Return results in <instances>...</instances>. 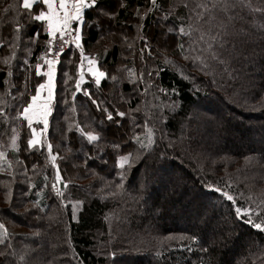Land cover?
Returning <instances> with one entry per match:
<instances>
[{
	"label": "trees",
	"instance_id": "obj_1",
	"mask_svg": "<svg viewBox=\"0 0 264 264\" xmlns=\"http://www.w3.org/2000/svg\"><path fill=\"white\" fill-rule=\"evenodd\" d=\"M1 1L0 15L5 7L12 9L0 19V39L6 41L0 47V162L9 163V173L0 172V264H257L264 255V231L247 223V217H237L235 207L248 209L257 222L264 219V31L246 29L251 34L228 64L213 66L186 59L176 35L177 43L166 41L163 48L183 61L177 70L171 64L175 60L157 49L161 31L156 23L159 16L169 17L164 27L176 29L187 13L185 0H156V8L152 0H98L95 9L85 11L81 48L73 46L65 55L63 70L76 78L75 84L83 51L99 70L119 67L131 73H122L121 80L128 81L122 88H108L105 79L98 88L82 82V89L99 96L101 109L112 112L110 121L83 94L73 99L76 88H63L59 70L49 118L50 139L61 156L59 172L67 183L59 189L46 151L35 147L29 152L31 129L16 118L36 86L46 83V77L35 74V64L47 68L37 58L45 55L49 37L41 34L33 42L41 29L32 19L35 9H24L23 0ZM255 3L260 6L259 0ZM124 32L132 50L120 38ZM142 38L151 48L143 58ZM88 69L85 60L81 71L89 75ZM141 73L149 82H136L132 74ZM121 94L129 96V111L114 129ZM145 95L151 100L143 110L153 117L142 127L144 117L137 109ZM168 99L176 107L164 112ZM153 101L159 102L157 114L151 111ZM73 108L78 121L71 125ZM134 118L136 124L129 122ZM77 124L92 125L99 139L89 143L80 137ZM197 124L204 125L202 133L195 131ZM128 131L131 152L121 167L120 132ZM138 141L149 147L142 149ZM206 157L221 159L224 166ZM204 160L212 166L203 169Z\"/></svg>",
	"mask_w": 264,
	"mask_h": 264
},
{
	"label": "snow or ice",
	"instance_id": "obj_2",
	"mask_svg": "<svg viewBox=\"0 0 264 264\" xmlns=\"http://www.w3.org/2000/svg\"><path fill=\"white\" fill-rule=\"evenodd\" d=\"M98 0H23L22 7L26 10H32L34 7L44 8L35 14L32 19L36 22H41V29L33 34V42L39 38L41 34H46L49 39L46 41L48 45L44 56L38 57V60H44L47 65V70L42 71L40 63L35 64V74L37 76L47 77L46 83H39L35 88V94L31 95L23 110H17V117L22 118L27 122V126L31 129V138L27 140V147L31 153L35 146L43 147L44 141L41 136L44 135L49 128V116L53 111L54 101V65L59 63V57L65 54L66 49L70 50L73 46L77 49L81 48L80 41L82 39V28L87 23L85 20V11L95 9ZM153 8L157 7L156 0H152ZM259 5L256 6L255 0H185L184 7L187 9L186 16L181 19L180 24L175 29V35L178 36V47L182 51H187L186 59H192L194 62L199 61L205 66L213 65H227L228 59L236 53L240 41L249 36L250 31L246 29H255L264 31V0H259ZM12 9L9 5L3 9L5 17ZM151 11V9L149 10ZM163 19L168 20L169 17ZM75 22V27L73 23ZM16 32L20 31V25L17 24ZM169 33H173V29H168ZM58 36L60 41L59 51L53 52L51 47L53 39ZM68 37L69 39H65ZM144 40V47L141 49V57L143 58L145 51L151 54V48L148 45L147 39ZM6 41L0 39V47L5 45ZM15 43V40L12 42ZM30 51V50H29ZM15 55V53H13ZM87 60L89 63L88 72L94 78V83L99 85L101 78H108V73L99 69H93L92 65L97 62L91 57H86L81 51L80 65L78 66L79 78L75 81L76 92L88 97L92 104L96 106L97 111L106 113V119L112 120L113 114L107 108L101 109L99 103L92 99V93L87 89L80 87L84 81V72L81 71L83 62ZM4 63H10V59L6 58ZM24 64H28L25 60ZM29 70L31 66L29 65ZM11 75V72H9ZM141 73V79H143ZM149 76L152 73H148ZM116 79V77H111ZM134 82V81H133ZM46 89V96L42 97V91ZM2 111V109H0ZM139 111V109H137ZM119 117H124V112H116ZM42 124L43 129L37 132L33 127V123ZM151 132V130H150ZM87 140L89 143L95 142L99 139L98 135L91 132L87 133ZM139 142V141H138ZM151 142V141H150ZM140 143L142 149H147L149 145ZM15 138L13 139V147H15ZM49 151L52 149L51 143H47ZM4 155L0 152V157ZM55 160V156L52 157ZM122 159L127 161L128 157ZM56 180L62 179L59 173L58 165ZM67 187V183L64 185ZM55 184L53 188L55 189ZM215 192L220 193L221 196L236 203L234 197L228 192H224L219 188L214 189ZM57 195H62L59 190H56ZM237 217H247L246 222L251 224L254 228L264 231V221L254 222L249 214L248 209L235 207ZM3 225H0L2 228ZM193 240L196 237L192 238Z\"/></svg>",
	"mask_w": 264,
	"mask_h": 264
},
{
	"label": "rangeland",
	"instance_id": "obj_3",
	"mask_svg": "<svg viewBox=\"0 0 264 264\" xmlns=\"http://www.w3.org/2000/svg\"><path fill=\"white\" fill-rule=\"evenodd\" d=\"M7 0H3V1H1V2H6ZM3 15H5L4 13H3ZM2 14L0 15V19L2 20V18L4 17ZM8 16V15H7ZM10 18V17H9ZM14 18V17H13ZM164 17L163 16H159V18H158V20H157V23H156V27H157V29L158 30H160L161 31V33H159V43L157 44L158 45V48L157 49H159L160 51H163V55H165V54H167L166 56L168 57V59H170V60H172V61H174L175 59L172 57V56H170L168 53H166L165 52V54H164V49L165 50H167V48H163V46H164V42H166V41H171V40H174V41H176V43H177V38H176V35H175V29H173V33H169V31H168V29L169 28H166V27H164V22H165V19H163ZM11 19H12V16H11ZM133 25H135L136 26V29H138L140 26H141V21L140 20H138L137 22H135ZM104 28L106 29V26H104ZM166 28V29H165ZM163 32V33H162ZM124 34V36H122V35H120V38L121 37H123V42L126 44L125 46H127V47H129L130 49L132 48L129 44H130V42L129 41H131V39H130V36H127L126 35V32H124L123 33ZM114 38H116V40H121V39H119V35L117 34ZM132 42V41H131ZM122 46H124V45H122ZM132 50V49H131ZM158 50V51H159ZM168 51V50H167ZM157 52V51H156ZM163 55H162V57H163ZM156 57V56H155ZM163 58H165V57H163ZM141 59V58H140ZM63 61V60H62ZM175 62V64H173V63H171L173 66H174V68H177V70H180V69H182V67H180L181 65L183 66L184 64H183V61L181 62V61H177V60H175L174 61ZM62 64H63V67H62ZM60 65H61V67H60ZM60 65L59 66H55V70H56V77H58V74H59V70L61 71V74H62V80H61V84L63 85V88H66V85L68 84L69 85V88H76V86H75V84L74 83H72L73 82V79H76V78H73V77H71L70 76V73H69V71L68 70H66L65 71V69L63 70V68L64 67H66L67 66V63H66V61H63V63H60ZM93 66H95L96 67V69H98L97 67V65L96 64H93L92 65V67ZM150 67V70L151 71H153L154 70V68H155V66H149ZM139 69V68H138ZM126 71V70H125ZM107 73H108V78H101V82H102V80L103 79H105V80H107V85H108V88H122V83H123V81H126V82H128L127 80H121L122 79V77H123V74L122 73H125L126 74V76L127 75H129L131 72H130V69L128 70V71H126V72H124V69H122V68H119V67H117L116 69L115 68H113V69H110V71L108 72V71H106ZM129 72V73H128ZM147 73V72H146ZM84 74H85V76H84V80H86V82L87 83H90L92 86H93V88H98V87H100V84L99 85H96L95 83H94V78L91 76V74L89 73V75H87V70L84 72ZM193 77H194V74H192V73H190ZM133 76H134V78H135V80H136V82H141L143 79H141L140 77L141 76H139V75H137V74H132ZM87 76V77H86ZM185 76H187V75H185ZM197 76V75H196ZM111 77H116V79L114 80V79H111ZM143 78H144V80L146 81V82H149V80L146 78V76H145V74L143 75ZM196 81H198V79H197V77H196ZM69 82H70V84H69ZM132 82V81H131ZM200 83V82H199ZM74 84V85H73ZM70 85H72V86H70ZM82 86V83H81V85H80V87ZM133 86H135L134 88H138V85H133ZM56 89V88H55ZM92 93V99H95L98 103H99V96L95 93V92H91ZM77 95V94H76ZM84 96V95H83ZM55 97H56V95H55ZM84 97H86V96H84ZM145 97H146V99H145V103H143V99H142V97H140L141 99H140V103L138 104V109H139V113L140 114H142V116L144 117V119L141 121V124H142V127L143 126H147V125H145L146 123H148V120H149V117H153V116H151V115H149V112H148V110H143V104H147L150 100H151V98H150V96H148L147 97V95H145ZM86 98H88V97H86ZM120 104H118V105H116V107H115V109L117 110V111H119V112H124L125 114H126V116H127V114H128V109H129V96H127V95H125V94H121L120 95ZM89 99V98H88ZM54 101H55V99H54ZM72 101V100H71ZM153 103H154V106L153 107H151V111H152V113L153 114H157V112L159 113V110L158 109H156L157 108V106H158V104H159V102L157 101V103H155L154 101H153ZM163 103H164V105H163V107L165 108L164 109V112H166V109L167 108H173V107H176V102L174 101V100H172V99H168V100H164L163 101ZM100 105V104H99ZM83 108H84V110H85V105H84V103H83ZM96 107V106H95ZM100 107H102L101 105H100ZM150 107V106H149ZM80 108V107H79ZM162 108V107H161ZM158 110V111H157ZM81 111V110H80ZM71 113H73L74 114V117H73V120H72V123H71V125H73V124H75L77 121H78V113H76L75 111H74V108H73V110H71ZM101 113V112H100ZM84 114H87V113H84ZM103 116H106V113L104 112V113H101ZM126 116H124V117H119V119L117 118V117H115V118H117V121H115L113 124H114V129H115V127H117V128H120V120H122L123 118H125ZM193 118H195V116L193 117ZM128 119V118H127ZM108 120V119H107ZM125 120V119H124ZM110 121H112V120H110ZM129 122H131V123H137V120H136V118H134V120H129ZM146 122V123H145ZM155 122H153L152 124H154ZM100 124H101V122H100ZM133 125V124H132ZM148 125H149V123H148ZM190 124H187V125H185V126H183V128H185L186 126H189ZM39 126V128H37V132H40L42 129H43V125H38ZM152 126V125H151ZM35 127V126H34ZM73 127V126H72ZM76 129H77V131H78V133H79V136L80 137H82V138H85L86 140H87V133H89V132H91L92 134H94V135H98L97 133H95V131H94V129H93V127H92V125H87L86 127H83L82 125H79V124H77L76 126H74ZM201 127V128H200ZM49 128H50V124H49ZM49 128H48V130H47V132L44 134V135H42L41 136V140L42 141H44V145H43V147H41L40 145H37V146H35V147H39V148H42V149H44L45 151H46V154H47V160H48V162L50 163V165H51V167H52V169H53V172H54V178L56 179V174H57V168L55 167L56 165H58L57 164V162H58V160L61 158V156L58 154V153H56V149H55V147H54V143H53V141H51V139H50V134H49ZM203 128H204V125L202 124V125H199V124H197L196 125V128H195V131H198L199 129H200V131L199 132H201L202 133V130H203ZM70 131H72V130H70ZM99 136V135H98ZM120 137H121V141H122V143H123V145H124V147H122V150H123V154H122V156H121V158H120V161H119V165L121 166V167H123L124 165H125V163H126V161L124 160V159H122L123 157H125V156H128L129 155V153L131 152V147H130V143H132L131 141H130V132L128 131L127 133H124V132H120ZM14 138V137H13ZM51 143V145H52V149H51V151H49L48 150V148H47V143ZM217 143V138H216V136L214 137V139L212 140V145L213 144H216ZM34 147V148H35ZM213 147V146H212ZM60 148V147H59ZM65 148V147H64ZM53 156H55V160H53L52 159V157ZM206 159L210 162V163H212V164H215V165H219L220 163H223V161L221 160V159H218V158H216L215 160H213L212 158H207L206 157ZM207 160H204V165L202 166V168L204 169H207L208 167H210V166H212V165H208V161ZM3 166L0 168V172L1 173H9V172H6V166H9V163H2V162H0ZM5 164V165H4ZM15 166V165H14ZM223 166H224V163H223ZM18 167V166H17ZM12 168H13V165H12ZM232 167H228L227 168V170H229L230 171V169H231ZM60 173V172H59ZM61 176V175H60ZM56 182L58 183V187H59V189H60V184H62V186H64L65 184H64V182H63V179H61V180H59V181H57L56 180ZM259 187H261L262 188V186H259ZM60 193H62L63 194V191L61 190L60 191ZM252 219H253V221L254 220H256V222H257V217L255 216V218H253V217H251ZM260 219V218H259ZM260 221H264V219H260ZM153 259L155 260V258H154V256H153ZM258 263L257 264H263L264 263V255H262V256H259L258 257Z\"/></svg>",
	"mask_w": 264,
	"mask_h": 264
},
{
	"label": "crops",
	"instance_id": "obj_4",
	"mask_svg": "<svg viewBox=\"0 0 264 264\" xmlns=\"http://www.w3.org/2000/svg\"><path fill=\"white\" fill-rule=\"evenodd\" d=\"M33 9H35L36 11H37V13H38V11H40V10H46V6L44 7V8H40V7H34ZM86 14V13H85ZM84 14V15H85ZM41 23V22H40ZM84 27H85V25L83 26V28H82V38H83V32H84ZM82 43V39H81V41H80V44ZM92 68H94V67H92ZM47 70V68H43L42 67V71H46ZM56 70H55V65H54V77H53V87H54V99H55V95H56ZM47 78V77H46ZM46 81H47V79H46ZM44 96H46V89L45 90H43L42 91V97H44ZM54 102V101H53ZM49 118H50V116H49ZM33 124H36L35 122L33 123Z\"/></svg>",
	"mask_w": 264,
	"mask_h": 264
},
{
	"label": "built area",
	"instance_id": "obj_5",
	"mask_svg": "<svg viewBox=\"0 0 264 264\" xmlns=\"http://www.w3.org/2000/svg\"><path fill=\"white\" fill-rule=\"evenodd\" d=\"M73 27H75V22L73 23ZM65 39H69L68 37H65ZM53 52L59 51L60 48V41L58 36L56 38L53 39L52 45H51ZM72 49V48H71ZM70 49V50H71ZM68 49H66L65 54L59 57V63L56 64L55 66H59L60 63L62 62L63 58L65 57V55L70 51Z\"/></svg>",
	"mask_w": 264,
	"mask_h": 264
}]
</instances>
